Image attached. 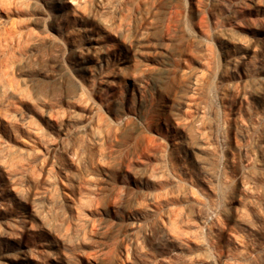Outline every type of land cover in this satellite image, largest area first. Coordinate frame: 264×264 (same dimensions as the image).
I'll list each match as a JSON object with an SVG mask.
<instances>
[{
	"label": "rangeland",
	"instance_id": "1",
	"mask_svg": "<svg viewBox=\"0 0 264 264\" xmlns=\"http://www.w3.org/2000/svg\"><path fill=\"white\" fill-rule=\"evenodd\" d=\"M0 264H264V0H0Z\"/></svg>",
	"mask_w": 264,
	"mask_h": 264
}]
</instances>
